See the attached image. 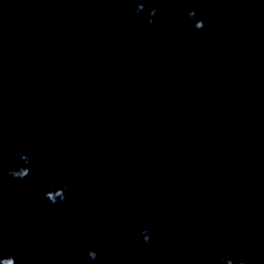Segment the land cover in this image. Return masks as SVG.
<instances>
[{
    "label": "water",
    "instance_id": "95a60500",
    "mask_svg": "<svg viewBox=\"0 0 264 264\" xmlns=\"http://www.w3.org/2000/svg\"><path fill=\"white\" fill-rule=\"evenodd\" d=\"M139 3L0 0L3 175L36 176L3 182L2 254L264 264V0L146 3L145 21L159 13L142 27ZM65 183L67 202L50 205L45 190ZM147 227L150 251L134 240Z\"/></svg>",
    "mask_w": 264,
    "mask_h": 264
},
{
    "label": "clouds",
    "instance_id": "9594fccd",
    "mask_svg": "<svg viewBox=\"0 0 264 264\" xmlns=\"http://www.w3.org/2000/svg\"><path fill=\"white\" fill-rule=\"evenodd\" d=\"M114 2H123V3H129L133 2V0H114ZM162 2H171V3H195V2H201V0H145V3H139L138 6L135 9V12L133 13L135 16L141 18V27L143 24L146 22L149 25H154V17L157 16L159 13V8L158 7H152L149 11L148 18L145 21L143 19L142 13L145 11V4H157V3H162ZM186 16L190 19L195 21L194 28L197 30L199 33V30L203 29L205 27V23L203 20H197V13L193 9H187L186 10ZM176 145H180V141H176ZM18 159L19 161L23 162L24 165H28L32 163L30 160L29 156L25 154L23 151L19 152L18 154ZM48 176H51V171L47 173ZM36 179V176L34 174H30V169L28 167H23L19 166L18 168H12L9 169L7 172V176L5 177L3 175V170H2V158H0V191H2V186L3 182L6 180L7 184L9 186H13L17 181L21 182L22 184H28L31 183ZM49 188H55L54 184H49ZM71 188V185L69 183H65L63 185V188L54 190V191H49L45 190L43 197L46 201L49 202L50 205H56L57 202L61 203H66L69 195H71L68 190ZM29 197L25 196V201L28 202ZM152 228L147 227L142 230L136 231L134 233V240L137 243H142L145 247V251H150L153 249L154 244L152 241ZM183 252H187V248L185 247L182 249ZM83 255L91 260L92 262H96L99 257V249H97L95 246H89L86 249L83 250ZM63 256L65 259H72V256L69 255V253L65 252L63 253ZM193 257H195V253H193ZM114 257L109 256L108 260L110 262L114 261ZM221 260H227V264H233V261L236 259L235 256H220ZM0 264H17V261L15 257L13 256H8L4 257L2 254V234H0ZM240 264H246L245 260H240Z\"/></svg>",
    "mask_w": 264,
    "mask_h": 264
}]
</instances>
